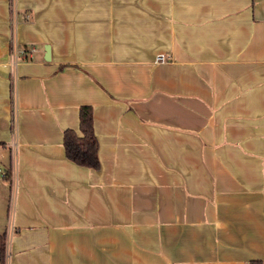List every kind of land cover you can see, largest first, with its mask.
Segmentation results:
<instances>
[{
    "label": "crops",
    "instance_id": "crops-1",
    "mask_svg": "<svg viewBox=\"0 0 264 264\" xmlns=\"http://www.w3.org/2000/svg\"><path fill=\"white\" fill-rule=\"evenodd\" d=\"M81 105L98 170L64 154ZM0 236L5 264H264V0H0Z\"/></svg>",
    "mask_w": 264,
    "mask_h": 264
},
{
    "label": "trees",
    "instance_id": "trees-1",
    "mask_svg": "<svg viewBox=\"0 0 264 264\" xmlns=\"http://www.w3.org/2000/svg\"><path fill=\"white\" fill-rule=\"evenodd\" d=\"M78 131L66 128L62 132L65 157L74 164L98 170V143L93 131V115L90 105L78 108ZM0 264H5V239L0 236Z\"/></svg>",
    "mask_w": 264,
    "mask_h": 264
},
{
    "label": "water",
    "instance_id": "water-1",
    "mask_svg": "<svg viewBox=\"0 0 264 264\" xmlns=\"http://www.w3.org/2000/svg\"><path fill=\"white\" fill-rule=\"evenodd\" d=\"M44 51L46 52V54H48V51H49L48 47H45ZM45 59H47V57H45Z\"/></svg>",
    "mask_w": 264,
    "mask_h": 264
},
{
    "label": "built area",
    "instance_id": "built-area-1",
    "mask_svg": "<svg viewBox=\"0 0 264 264\" xmlns=\"http://www.w3.org/2000/svg\"><path fill=\"white\" fill-rule=\"evenodd\" d=\"M7 255L5 254V259H6Z\"/></svg>",
    "mask_w": 264,
    "mask_h": 264
}]
</instances>
